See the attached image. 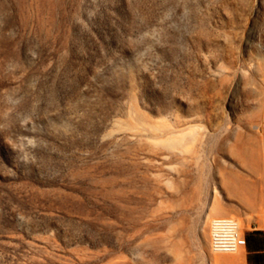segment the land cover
Segmentation results:
<instances>
[{"label": "rangeland", "instance_id": "374dc122", "mask_svg": "<svg viewBox=\"0 0 264 264\" xmlns=\"http://www.w3.org/2000/svg\"><path fill=\"white\" fill-rule=\"evenodd\" d=\"M263 104L264 0H0V264H248Z\"/></svg>", "mask_w": 264, "mask_h": 264}, {"label": "built area", "instance_id": "2783aa9c", "mask_svg": "<svg viewBox=\"0 0 264 264\" xmlns=\"http://www.w3.org/2000/svg\"><path fill=\"white\" fill-rule=\"evenodd\" d=\"M210 244L218 253H233L246 247L245 237L231 219H215L210 225Z\"/></svg>", "mask_w": 264, "mask_h": 264}, {"label": "bare ground", "instance_id": "6f19581e", "mask_svg": "<svg viewBox=\"0 0 264 264\" xmlns=\"http://www.w3.org/2000/svg\"><path fill=\"white\" fill-rule=\"evenodd\" d=\"M211 40L212 39H211V34H210L209 50H208V65H209L210 78L208 79L207 86H208V90L210 92H214L216 90V80H214L213 76L216 75L218 77H222L221 82H223L224 80H223V76H222V68L223 67H222V65H217L216 64V62L218 60H217V57H216V54H215V49L213 47L214 45L211 43ZM219 58H221V57H219ZM263 108H264V104H263ZM262 114H264V112ZM165 144L169 148L172 147V143L170 142V140L169 141H165ZM243 194L246 195L248 193L245 192ZM252 207H255V206L252 205ZM256 208H259V207L257 206ZM219 219H231V220H233L236 223V225L238 226L239 231L242 232V228H241V225H240L241 221L239 222L238 220L230 218V217L219 218ZM214 221H215V219L212 222H214ZM211 249H212V247H211ZM212 251H213V253H216L214 256H212L213 264H242L243 260H242V258L240 256L231 255L229 253H218V252H215L213 249H212ZM238 251L233 252V253H237Z\"/></svg>", "mask_w": 264, "mask_h": 264}, {"label": "trees", "instance_id": "16d2710c", "mask_svg": "<svg viewBox=\"0 0 264 264\" xmlns=\"http://www.w3.org/2000/svg\"><path fill=\"white\" fill-rule=\"evenodd\" d=\"M248 264H264V231L247 235Z\"/></svg>", "mask_w": 264, "mask_h": 264}]
</instances>
